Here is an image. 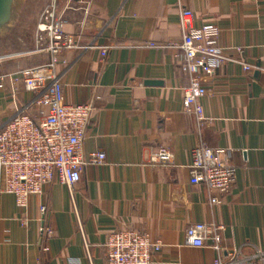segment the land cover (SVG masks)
<instances>
[{
    "label": "crops",
    "instance_id": "obj_1",
    "mask_svg": "<svg viewBox=\"0 0 264 264\" xmlns=\"http://www.w3.org/2000/svg\"><path fill=\"white\" fill-rule=\"evenodd\" d=\"M79 1L49 4L67 21L65 33L95 48L62 52L55 71L65 104L92 107L82 157L103 151L105 162L85 166L73 194L55 179L24 210L0 194V264H104L107 236L126 230L161 243L153 264H264V0H87V15ZM183 9L195 28H218L229 59L201 79L202 126L182 109L180 51L160 48L180 42ZM100 47H108L105 57ZM31 55L32 67L48 60ZM14 57H0V78L31 67ZM34 97L21 81L0 79V129L16 113L38 122L46 109ZM202 143L235 169L216 205L203 185L189 183L191 153ZM160 148L171 164L151 162ZM42 206L48 239L38 231ZM195 223L214 228L218 251L211 240L200 248L186 242Z\"/></svg>",
    "mask_w": 264,
    "mask_h": 264
},
{
    "label": "built area",
    "instance_id": "obj_2",
    "mask_svg": "<svg viewBox=\"0 0 264 264\" xmlns=\"http://www.w3.org/2000/svg\"><path fill=\"white\" fill-rule=\"evenodd\" d=\"M77 10L88 14L90 2L80 0ZM72 4L66 10H73ZM66 20L57 16L55 5H47L39 14L34 33V48L30 54H46L48 60L40 65L1 76L14 82L21 81L24 90L35 94L33 103L46 109L38 122L26 114H14L0 129V194L11 195L18 209L24 210L30 197L40 196L46 185L53 180L67 187L73 194L79 183L82 170L87 165L98 166L105 162L103 151L91 152L86 158L81 155V145L89 123L90 105H69L62 101V85L55 68L60 63V54L68 50L85 51L95 48L91 43L82 44L78 38L63 31ZM181 39L177 44L160 48L180 51V66L188 79L182 90V109L193 115L198 126L204 118L199 100L206 96L207 89L202 78H211L215 71L229 59L218 47V28L205 23L193 26V14L183 9L179 13ZM153 46V45H151ZM105 57L108 47L98 48ZM245 72L250 71L243 66ZM153 164L169 165L172 156L166 148H160L151 157ZM235 169L221 159V151L201 144L191 153L189 183L203 185L209 195V204L219 203V196L232 188ZM45 207L40 208L39 236L48 239L52 230L44 221ZM185 239L192 247L200 248L207 240L218 251L219 236L210 225L195 223L185 230ZM104 264H153V255L160 252L161 243H151L148 237L135 230L115 231L107 236L104 244ZM46 251V248H43ZM214 264H221L219 259Z\"/></svg>",
    "mask_w": 264,
    "mask_h": 264
},
{
    "label": "rangeland",
    "instance_id": "obj_3",
    "mask_svg": "<svg viewBox=\"0 0 264 264\" xmlns=\"http://www.w3.org/2000/svg\"><path fill=\"white\" fill-rule=\"evenodd\" d=\"M50 2L51 0H14L12 19L0 30V57L6 60L18 56L25 63V67L36 64L29 52L34 48V33L39 14ZM1 62L0 65H3Z\"/></svg>",
    "mask_w": 264,
    "mask_h": 264
},
{
    "label": "water",
    "instance_id": "obj_4",
    "mask_svg": "<svg viewBox=\"0 0 264 264\" xmlns=\"http://www.w3.org/2000/svg\"><path fill=\"white\" fill-rule=\"evenodd\" d=\"M14 0H0V30L12 19V6Z\"/></svg>",
    "mask_w": 264,
    "mask_h": 264
}]
</instances>
